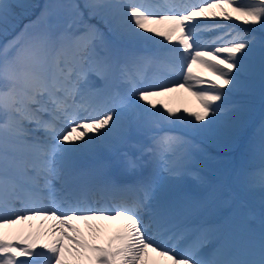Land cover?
Instances as JSON below:
<instances>
[{
  "label": "snow or ice",
  "instance_id": "snow-or-ice-1",
  "mask_svg": "<svg viewBox=\"0 0 264 264\" xmlns=\"http://www.w3.org/2000/svg\"><path fill=\"white\" fill-rule=\"evenodd\" d=\"M29 7L0 0V35L15 27L14 9ZM84 7L111 39L84 20L73 0H51L0 46V230L42 218L55 221L57 237L38 252L34 241L13 243L0 231V264H33L39 257L47 264H264V208L256 227L208 223L201 218L206 202L169 196L161 183L179 177L201 151L195 138L233 126L243 107L234 97L251 89L257 57L264 78V0H86ZM233 19L258 27L201 42V33ZM144 34L176 43L169 48ZM193 65L214 80L199 78ZM148 67L156 69L151 80L141 70ZM179 76L181 83L169 79ZM177 88L195 98L198 110H185L186 117L167 106V115L145 107L156 109L151 98ZM133 132L148 143L131 145L138 157L123 154L126 168L136 171L147 156L150 169L134 183L100 181L75 168V157L97 142L128 143ZM261 134L264 140V127ZM248 187L264 190V164L249 174ZM129 191L137 193L131 203H90L94 193L114 199ZM117 218L123 223L103 244L90 243L73 223L85 222L95 240L100 229L89 222Z\"/></svg>",
  "mask_w": 264,
  "mask_h": 264
},
{
  "label": "rangeland",
  "instance_id": "rangeland-1",
  "mask_svg": "<svg viewBox=\"0 0 264 264\" xmlns=\"http://www.w3.org/2000/svg\"><path fill=\"white\" fill-rule=\"evenodd\" d=\"M16 2L27 4V5L29 3L28 0H16ZM50 2L51 0H34L33 5L34 7H36L35 11H34V7L33 8L29 7L26 9L24 8L14 9L16 13L24 9L25 11L24 13L26 15H27L26 11H28L29 9L31 11L29 12L28 18H25V19L20 18V19H23L22 21H25L26 23L24 24L20 23V25H17V28L13 31V36L9 38L7 41L15 37L21 31V29L24 27L25 24H28L29 21H32L34 17L39 16L44 6ZM73 2L79 4L78 2H75V0H73ZM147 2L153 5H157V4H162L163 0H147ZM239 2L243 4L246 2V0H239ZM86 9L87 8H85L84 10V8L80 6V11L83 12L84 14L86 13ZM162 10L166 11L167 9H162ZM179 10L181 9H177V11ZM229 12L233 17H235L236 14L231 13L230 9H229ZM84 20L87 21L88 23L96 25L98 28L101 29V31L105 33L106 36L109 37V39H111L107 28L99 19L97 18L91 19L89 18V15H84ZM198 20L201 23H212L211 20H204L201 18H198ZM219 23L222 26L224 25H228V26L221 27L220 29L213 31V32L201 33L200 34L201 42L205 40H210L211 38L218 36V35H223L224 33L228 31H234V32L240 31L245 28H250L251 26V25L246 26L242 24L240 21L235 20V19H233L231 22L219 21ZM150 26L155 27V28H161V29L165 27V25H150ZM253 27L257 28L258 26H253ZM254 34L258 37L262 35L259 31L255 32ZM144 35H150L152 37V40H159L162 43L165 42V40H163V37H156L152 34H144ZM224 38L225 40L230 39V37L228 36H225ZM7 41L3 42V44L6 43ZM147 47L152 49L156 47V45L147 44ZM192 70L195 75L199 76V78L204 79V80H209L207 77H205V74L203 73L204 72L203 69L196 68ZM155 72H156V69L152 70V74L147 73V77L151 76L152 78ZM169 79L175 83L183 82L182 76L169 77ZM175 95H176L175 91H173V92H169V93H165L159 96L152 97L151 99L153 100L154 103H156L157 108L152 109L151 107L147 105H145V107H148V110L150 112L159 110L161 113H164V115H167V113L165 112V106H167L168 108H171L173 110H178V114L184 115L186 117H187V112L185 110L187 111L198 110L197 102L195 98L190 95L189 92L183 89H180V98L188 96L191 99V101H187V102H182L180 100V104L177 103ZM235 97H238L239 100H236V101L241 103L243 107H242V110L237 114L233 126L225 130L222 134L218 136L195 138L196 143L199 144L201 151H194L195 156L192 157V159L189 162H187L186 165L190 166V168L198 167V171L202 173L203 176L201 177L204 179L212 174L216 175V173L219 174V173L224 172V178L222 181L223 184L221 185L220 189L217 192V197L219 194L222 195L223 191H225L226 189L228 188L232 189V175L234 174V179L236 183L239 186H241L246 192L254 196V198H256L258 202L264 204V190H261L258 187L257 188L248 187L249 174L257 171L261 167V165L264 164V161H262L261 159V144L263 142L261 129L262 127H264V115L263 117L261 116L256 117L257 122L259 121L258 124L256 121L252 122L249 125V129L246 135H245V131H246L247 123L245 121L246 116H244L247 110H249L246 106L247 102H245L246 100H249V98H253L252 104H254L257 100L258 102L263 100V104H264V78H262L261 76V68H260L258 57L255 62L254 75L252 77L251 89L246 94L237 95ZM257 104L258 103L254 105H257ZM263 113H264V110H263ZM152 119L155 121H159L161 118L160 116H155V117H152ZM193 123H195V121H193ZM254 123L255 125H253ZM129 138L130 137H128V139ZM250 158H252V160ZM197 162H198V166H197ZM253 165H255L256 167H254ZM245 166H249V168H251L250 171L248 169L245 172H243L242 168H244ZM176 179H177V182L178 181L180 182L181 180L180 176L177 177ZM243 179L246 180V183L243 181ZM177 182L176 184H178ZM203 184L204 183L202 181L200 185L202 187L196 185L197 186L196 188L202 191L205 188ZM240 197L241 199L236 200L235 195H233L232 204L235 205V207L239 209L240 211H242V206H245V210H246L248 218H249V214H253L255 217L257 216L259 218V215L261 212L260 207H258L257 205L258 210H256L254 214L248 210V204H247L249 203L248 200L244 199L245 197L243 196H240ZM252 220L253 219H250V221ZM252 223H254V221ZM23 232H25V230H23ZM14 237H17V236H14Z\"/></svg>",
  "mask_w": 264,
  "mask_h": 264
},
{
  "label": "bare ground",
  "instance_id": "bare-ground-1",
  "mask_svg": "<svg viewBox=\"0 0 264 264\" xmlns=\"http://www.w3.org/2000/svg\"><path fill=\"white\" fill-rule=\"evenodd\" d=\"M175 43L176 42L174 41L173 44H169L167 41H165L163 44L170 48V47H173L175 45ZM176 46H178V45H176ZM196 68H199V67L197 65L192 66V69H196ZM203 73L205 74V77H207L209 80H214V77H211L207 72L204 71ZM175 94H176L175 95L176 101L178 104H180V100L182 102L191 101V99L188 96L180 98V89L179 88H177V90L175 91ZM43 135H44L43 133L39 134L40 137H42ZM108 141L118 148L124 147V144L119 142L118 140L109 139ZM96 144H98V142ZM99 146L101 147V149H100L101 152L99 150H97L95 148V146H93L91 148V150H89V151L92 153H102L105 155H110V154L115 153V151L113 149L114 147H112L111 145L108 146L105 144H100ZM123 149L124 150H121L119 152V154L116 155V157H117V158H115L116 160L111 162V169H112V167L117 168L118 174H120V172L125 173L128 171L126 168L124 159L120 158L121 156H124L123 154L125 152L127 153V149L126 148H123ZM118 157H119V159H118ZM112 170H114V169H112ZM87 175H89V173H87ZM181 176H183L182 180L191 176L193 178H199V181H197L198 183L200 181H203V183H204L203 186L206 189L205 192L199 196H190L189 199L194 200V201L206 202L207 207L202 212L201 218L203 220L207 221L208 223H219L218 220H216L217 219L216 216H217V209H218V204H217L218 200L216 201L215 199H212V197L216 194V190L221 185L223 178H224V174L223 173H219V174L216 173V175L212 174V175L206 177L205 179H200L199 174L194 173L189 168H185L183 173L181 174ZM172 181H175V178H173L172 180H169L167 182V185L170 186ZM183 196L186 197V195H183ZM93 199L96 201V198H92V200ZM54 223H55V221L43 220L42 218H35V219L29 220V221H25V225H26L25 232L21 233L22 235L21 234L20 235H21V237L28 236V238L35 235L34 239H39L44 244H48L52 240L57 238L56 236L51 235V227ZM89 223L96 225L100 229L99 233L97 234L98 238L95 240L92 239V236L89 233L88 228L85 225V222L78 221V222H75L74 224L80 229L83 236L88 238L89 242L91 241V242H94L96 244H102L120 228L123 221H121L119 218H117V220H115V221L93 220V221H90ZM22 228H23L22 223H17L15 225L10 226V227H6L5 229L0 230V231L5 233L9 240H11V239L21 240L20 237H18V236L14 237V236H16L17 233H19V231H23ZM65 246L66 247L68 246L67 241L65 242ZM150 256H152L153 259H159V258L154 257L153 254H150ZM23 258L24 257H21L20 259L22 260ZM45 264H47L46 259H45ZM161 264H166V262L161 261Z\"/></svg>",
  "mask_w": 264,
  "mask_h": 264
},
{
  "label": "trees",
  "instance_id": "trees-1",
  "mask_svg": "<svg viewBox=\"0 0 264 264\" xmlns=\"http://www.w3.org/2000/svg\"><path fill=\"white\" fill-rule=\"evenodd\" d=\"M21 15H22V13H21V12H18V13H17V17H18V18H17L15 21H13V23L17 22V21L19 20V18H20Z\"/></svg>",
  "mask_w": 264,
  "mask_h": 264
}]
</instances>
